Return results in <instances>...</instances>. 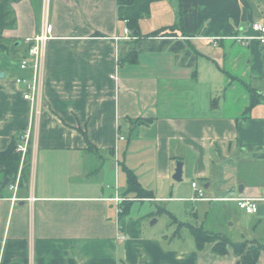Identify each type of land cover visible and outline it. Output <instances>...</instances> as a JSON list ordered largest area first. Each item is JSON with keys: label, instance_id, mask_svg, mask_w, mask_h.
<instances>
[{"label": "crops", "instance_id": "obj_1", "mask_svg": "<svg viewBox=\"0 0 264 264\" xmlns=\"http://www.w3.org/2000/svg\"><path fill=\"white\" fill-rule=\"evenodd\" d=\"M12 8L17 24L0 48L1 151L30 126L16 79L32 76L19 63L45 13L53 38L29 183L0 186V264H240L231 249L169 243V231L150 222L179 223L178 203L199 204L191 209L199 221L209 203H233L239 214L232 199L264 198V104L247 112L251 90L264 96V52L257 40L233 39L256 36L264 0H50L48 9L19 0ZM126 29L137 39L122 40ZM178 162L183 183L173 180ZM128 172L152 198L128 192ZM193 182L209 201L191 200ZM261 222L241 240L264 246Z\"/></svg>", "mask_w": 264, "mask_h": 264}, {"label": "built area", "instance_id": "obj_2", "mask_svg": "<svg viewBox=\"0 0 264 264\" xmlns=\"http://www.w3.org/2000/svg\"><path fill=\"white\" fill-rule=\"evenodd\" d=\"M43 1L46 5L45 9H48L50 0ZM252 29L256 33L255 37L243 38L240 36H236L233 39L239 42L246 41V39L257 40L261 45L262 51L264 52V24L260 22H254L252 24ZM52 38V26L49 22L48 14L45 13L43 16L42 30L40 34L32 38H27L25 40V45L27 46V54L24 58L21 59L19 63L21 71L31 70L32 72V76L30 78L20 77L16 79V84L23 88L25 91L23 96L24 100L28 101L31 106L30 126L22 135L21 141L16 148V152L21 155L23 161L34 145V135L36 133L35 120L40 117L41 108L43 105L42 96L45 81L44 70L46 63L47 45ZM121 39L124 41H130L136 40L137 38L131 34L130 30L126 29L125 36ZM120 139L124 140L123 137H121ZM18 185L19 181H17L16 184L10 186L13 190H17ZM192 189L194 191V196L191 199L192 201H209V199H207L205 196V191L197 182L192 183ZM232 200L236 202L238 208L247 215H257L259 206L264 204V198H236ZM29 201L31 203H34L36 199L30 198Z\"/></svg>", "mask_w": 264, "mask_h": 264}, {"label": "trees", "instance_id": "obj_3", "mask_svg": "<svg viewBox=\"0 0 264 264\" xmlns=\"http://www.w3.org/2000/svg\"><path fill=\"white\" fill-rule=\"evenodd\" d=\"M19 0H0V48L6 49L5 38L3 33L5 30L13 29L16 27L17 20L15 16V11L12 8V4L18 2ZM128 5H133L135 0H123ZM130 21L128 22V27L130 30L137 29L132 25ZM131 26V27H130ZM167 31V30H165ZM166 33V32H164ZM136 37V36H135ZM126 60H130V57ZM250 105L247 112H250L254 107L259 104H264V96L257 92L251 90ZM24 131L17 138H15L7 150H0V174L3 175V180L0 186L3 187L4 181L9 178L10 183L7 185H14L19 180L20 187H26L30 180V158L29 154L25 157L22 162V157L16 152L17 145L21 141ZM22 166V168H21ZM128 187L130 193H134L137 198H152L149 197L152 194L143 190L138 183L136 176L132 172H128ZM129 205V204H128ZM127 210V208H126ZM126 210L123 209L122 215L126 214ZM160 214V213H159ZM177 221L176 219H174ZM191 233L195 238L197 246L199 249H203L206 243L212 242L217 236L211 235V237L206 234L202 229L197 226L190 225ZM212 239V240H209ZM216 246L213 247V252L218 255H227L228 250L226 246L230 243L225 239H216ZM234 249L236 255L241 258L240 264H257L260 253L264 249L263 245L255 244L249 241L237 242L230 244Z\"/></svg>", "mask_w": 264, "mask_h": 264}, {"label": "rangeland", "instance_id": "obj_4", "mask_svg": "<svg viewBox=\"0 0 264 264\" xmlns=\"http://www.w3.org/2000/svg\"><path fill=\"white\" fill-rule=\"evenodd\" d=\"M239 188L240 186L238 187V190ZM198 205L199 204H194V206L188 208L187 204L178 203L176 208L178 209V211H181V214L178 218L179 223H175L174 222L175 220H172L171 217H169L168 215H162V218L159 220V223L154 225V222L157 221V219H155L150 222V225L153 227L154 230H158L162 228L164 232L169 231V234L172 238V240H170L171 242L169 243L173 242L174 244L177 242L179 238H181V244H183L184 247L189 246V244L195 246L194 244L195 240L193 238L189 225L197 226L200 229H202L206 234H208L210 237L211 235H214L217 236L216 239L228 240L230 243L226 246V248L228 251L229 249L233 251V254L239 259V262L241 258L238 257V255H236L234 249L230 244L243 242L241 240L242 239L241 235H243L244 237H248V234H250L252 236L253 230L251 225L256 224L260 220V218L262 219V222L258 228L257 233H260L262 235L264 242V217H259L258 215L247 216L243 212L242 213L239 212V214H237L238 212H236V210L233 209L234 208L233 203L214 202V203H209L208 208L206 209L202 208V211L204 213L203 215L204 218H200V220L198 221V218L195 215L196 214L195 212L199 208ZM193 207H195L194 208L195 214L191 210ZM216 239H214L212 242L210 241L206 243L205 245L208 244L215 247L217 242ZM255 244L261 245L260 243H255Z\"/></svg>", "mask_w": 264, "mask_h": 264}, {"label": "water", "instance_id": "obj_5", "mask_svg": "<svg viewBox=\"0 0 264 264\" xmlns=\"http://www.w3.org/2000/svg\"><path fill=\"white\" fill-rule=\"evenodd\" d=\"M5 74L1 73L0 78H4ZM173 180L176 182H182L183 181V163L178 162L176 172L173 176ZM10 183V179L7 178L4 183L3 187H7V185ZM259 217H264V205L259 206L258 214ZM155 223V222H154Z\"/></svg>", "mask_w": 264, "mask_h": 264}]
</instances>
